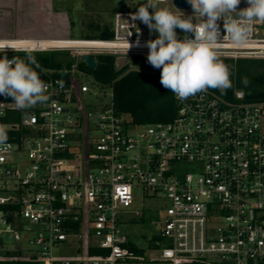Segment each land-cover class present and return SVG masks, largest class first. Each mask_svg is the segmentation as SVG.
<instances>
[{
  "label": "built area",
  "instance_id": "2783aa9c",
  "mask_svg": "<svg viewBox=\"0 0 264 264\" xmlns=\"http://www.w3.org/2000/svg\"><path fill=\"white\" fill-rule=\"evenodd\" d=\"M245 7L241 0L238 10ZM134 12H116L113 37L75 47L77 57H147L135 43L154 38ZM218 54L264 57V24L243 46L225 37ZM53 73L61 70L44 73L50 99L32 111L0 96L9 136L0 145V264H264V100L236 91L229 101L209 89L183 101L174 95L172 120L135 125L102 86L93 96L108 101L90 112L81 104L91 88L76 64L68 80ZM136 187L167 202L158 238L170 243L148 259L122 229L129 214L141 216L132 209ZM71 242L76 255H55Z\"/></svg>",
  "mask_w": 264,
  "mask_h": 264
},
{
  "label": "clouds",
  "instance_id": "9594fccd",
  "mask_svg": "<svg viewBox=\"0 0 264 264\" xmlns=\"http://www.w3.org/2000/svg\"><path fill=\"white\" fill-rule=\"evenodd\" d=\"M187 3L193 10L192 15H185L177 8L174 12L160 7V0H146L130 14L131 20L142 22L150 34L158 33L155 39L143 45L137 39L135 46L149 49L148 64L161 70V85L181 101L210 88L221 92L230 89L231 71L218 54L220 42L226 37L232 44L243 46L254 25L264 24V0H246L247 7L239 10L241 0H187ZM149 8L153 12L150 13ZM220 20L226 31L222 38ZM177 28L185 33L183 39L178 38ZM188 33L192 34L191 38ZM131 47L127 40V51ZM8 50L23 52L25 56L15 55L9 59ZM42 50L35 41L0 40V53H3L0 96L11 98L15 110L26 111L50 99L49 85L41 78L46 69L34 55ZM241 82L247 86V77ZM5 105L0 103V108ZM8 139L7 128L0 125V145L6 144Z\"/></svg>",
  "mask_w": 264,
  "mask_h": 264
},
{
  "label": "rangeland",
  "instance_id": "374dc122",
  "mask_svg": "<svg viewBox=\"0 0 264 264\" xmlns=\"http://www.w3.org/2000/svg\"><path fill=\"white\" fill-rule=\"evenodd\" d=\"M146 0H0V39H12L20 37L35 38H65L85 39L100 32L107 27L113 31L114 15L118 11H137L140 4ZM160 7H168L176 11L172 0L160 3ZM150 11L153 10L150 8ZM185 15H192V11H184ZM179 14V13H178ZM195 22V21H193ZM179 39H183L185 33L176 29ZM155 39L158 33L151 34ZM189 37L191 33L187 34ZM59 51L68 52L71 56H78L79 50L75 47H63ZM25 55V53H24ZM116 57L117 69L131 66L132 55L112 54ZM226 57V56H220ZM232 58V57H226ZM233 59H264V57H237ZM89 77L91 92L82 94L81 104L90 111L99 108V100L106 102L110 98L111 88L103 87L107 95L93 96L94 92H101V87L94 82L92 75ZM35 107L26 111H32ZM147 125V124H146ZM131 130H135L133 127ZM190 167L186 168V171ZM167 206L161 198L143 195L139 187L135 188L134 203L132 209L141 211V216L129 214L128 222L122 226L124 234L129 240V245L135 246L139 254L147 259L159 254V249L169 246V239L158 238L163 224V210ZM159 242L155 247V243ZM77 242L63 243L55 248L57 256H73L77 254ZM138 253V252H137ZM146 264H151L147 262Z\"/></svg>",
  "mask_w": 264,
  "mask_h": 264
},
{
  "label": "trees",
  "instance_id": "16d2710c",
  "mask_svg": "<svg viewBox=\"0 0 264 264\" xmlns=\"http://www.w3.org/2000/svg\"><path fill=\"white\" fill-rule=\"evenodd\" d=\"M112 37L113 31L104 27L99 33L85 39L110 40ZM19 39L35 38L20 37ZM12 55L14 56V54L7 53L8 57ZM15 55L25 56L24 54ZM34 55L44 68L61 70V73H53V76L68 80L69 70L76 64L78 69L86 75H92L96 84L102 87H110L116 110L135 125L167 122L175 116L174 94L161 85V70L154 69L148 64L146 57L133 56L131 58L133 69H129L128 65L122 69H117L115 55L94 54L97 68L91 69L80 60V57L71 56L65 51L35 52ZM2 56L3 53L0 57ZM220 59L230 68L232 87L225 92L211 88L210 91L229 101L234 100L236 91H242L246 101L264 100V59L235 60L226 57H220ZM244 77L248 79L247 86L241 82ZM41 78L45 80L47 76L43 74ZM131 247L139 253L135 246L131 245Z\"/></svg>",
  "mask_w": 264,
  "mask_h": 264
},
{
  "label": "bare ground",
  "instance_id": "6f19581e",
  "mask_svg": "<svg viewBox=\"0 0 264 264\" xmlns=\"http://www.w3.org/2000/svg\"><path fill=\"white\" fill-rule=\"evenodd\" d=\"M2 40H17V41H35L38 43V46L41 48H47L50 46L56 47H77L85 45L97 44L93 42L96 40H86V39H41V40H32V39H2Z\"/></svg>",
  "mask_w": 264,
  "mask_h": 264
},
{
  "label": "water",
  "instance_id": "95a60500",
  "mask_svg": "<svg viewBox=\"0 0 264 264\" xmlns=\"http://www.w3.org/2000/svg\"><path fill=\"white\" fill-rule=\"evenodd\" d=\"M172 3L175 8L179 10H184V11H192L191 6L187 3V0H172ZM80 60L85 63V65L91 69H96L97 68V63L94 58V56L89 55V54H83L80 56Z\"/></svg>",
  "mask_w": 264,
  "mask_h": 264
}]
</instances>
